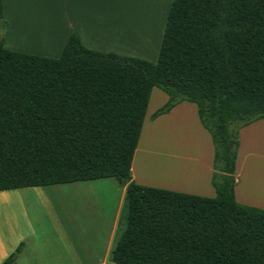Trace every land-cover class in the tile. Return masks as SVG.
<instances>
[{"label": "trees", "instance_id": "1", "mask_svg": "<svg viewBox=\"0 0 264 264\" xmlns=\"http://www.w3.org/2000/svg\"><path fill=\"white\" fill-rule=\"evenodd\" d=\"M152 87L167 99L149 119L195 105L213 197L130 179ZM261 118L264 0H170L153 62L86 48L75 29L57 57L0 38V191L114 178L124 186L115 263L264 264V210L233 196L238 131Z\"/></svg>", "mask_w": 264, "mask_h": 264}, {"label": "crops", "instance_id": "2", "mask_svg": "<svg viewBox=\"0 0 264 264\" xmlns=\"http://www.w3.org/2000/svg\"><path fill=\"white\" fill-rule=\"evenodd\" d=\"M0 3L5 20L0 38L6 49L57 57L75 29L86 48L156 59L170 0ZM166 99L161 90L151 88L132 154L130 179L142 186L213 197L212 143L195 105L182 101L149 119ZM103 185L113 186L117 199L44 197L47 191ZM123 194L124 186L112 177L0 191V197L16 199L0 200V263L20 244L15 264H119L109 260V252ZM233 196L240 204L264 209V118L238 131Z\"/></svg>", "mask_w": 264, "mask_h": 264}, {"label": "rangeland", "instance_id": "3", "mask_svg": "<svg viewBox=\"0 0 264 264\" xmlns=\"http://www.w3.org/2000/svg\"><path fill=\"white\" fill-rule=\"evenodd\" d=\"M2 21H5L3 16L0 19V37H2L5 31V22L2 23ZM140 58L146 59L151 62L155 60L154 58H152V56L151 57L146 56ZM44 197L47 198V200H115L117 199V191L111 185H106V186L103 185V186L89 187L85 189L82 188L75 190H61L57 192L47 191ZM0 198H1L0 200L2 199L16 200V199L5 198L4 196ZM118 231L119 229L117 228L116 234L118 233Z\"/></svg>", "mask_w": 264, "mask_h": 264}]
</instances>
